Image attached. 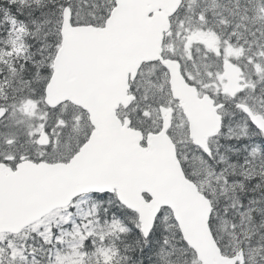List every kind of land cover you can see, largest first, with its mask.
Masks as SVG:
<instances>
[{
    "label": "snow or ice",
    "instance_id": "1",
    "mask_svg": "<svg viewBox=\"0 0 264 264\" xmlns=\"http://www.w3.org/2000/svg\"><path fill=\"white\" fill-rule=\"evenodd\" d=\"M0 264H264V0H0Z\"/></svg>",
    "mask_w": 264,
    "mask_h": 264
}]
</instances>
